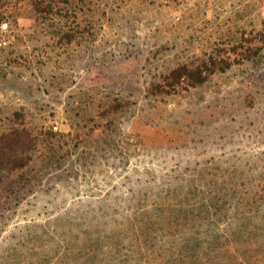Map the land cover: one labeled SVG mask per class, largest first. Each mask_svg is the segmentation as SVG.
I'll return each instance as SVG.
<instances>
[{"label":"rangeland","instance_id":"1","mask_svg":"<svg viewBox=\"0 0 264 264\" xmlns=\"http://www.w3.org/2000/svg\"><path fill=\"white\" fill-rule=\"evenodd\" d=\"M48 1L0 0V135L36 139L13 189L0 185L2 264L44 230V264L161 263L151 248L202 250L217 231L263 247L264 0ZM217 49L229 69L149 92ZM223 180L243 196L206 191Z\"/></svg>","mask_w":264,"mask_h":264},{"label":"trees","instance_id":"2","mask_svg":"<svg viewBox=\"0 0 264 264\" xmlns=\"http://www.w3.org/2000/svg\"><path fill=\"white\" fill-rule=\"evenodd\" d=\"M52 1L53 0H50L47 2L48 4H46V10L48 12L54 11L56 9ZM73 35L74 34H69V38H71ZM237 47L243 48V46H234L233 49L235 50H233L232 53H235V51L236 53H239ZM216 51L217 52L210 53L205 58H202L197 62L181 63L170 68L167 72L161 74L158 80H154L150 83L148 88L149 92L151 94H169L171 92L177 91L180 88H193L205 83L216 71H225L229 69L235 61L234 58L231 57L232 54L225 49H217ZM245 51L247 53L245 57H251L254 55V53H258V50L249 52L251 50L248 49L247 52V49H245ZM238 59L241 58H237V60ZM35 147L36 139L31 136L30 131L24 128H13L12 130L1 133L0 185L5 186L4 189H13V187L9 186V184H11L13 181L12 178H14L15 175L19 174L30 165ZM240 187L241 185L232 183L230 180H223L221 182H215L213 186L208 188L206 191L208 193L213 192L217 194H223L225 197H227V195L233 197L236 195H242L243 192L239 189ZM259 192L263 193L262 195H264V185L259 188ZM144 231L145 229L141 230V232ZM38 232H31L29 236L28 234L24 236V238L21 240V244L24 246V249L21 250V247L15 248V251L11 257H16V260L11 262V264H44L46 262L47 259L45 258L48 255L45 250H43L41 244H44L46 241H51L54 238H52L50 235H47L46 230L41 231L40 233ZM147 235L151 238H154V234L152 232H148ZM258 235L259 234H257L255 237L256 240H254V242L262 238L264 234H260L261 236L259 237ZM34 238L41 241L39 246L37 244L30 243ZM202 238L203 239H201V241H207L205 242L207 245H204L205 248L202 250H196L194 248L187 249L185 247H168L165 249L151 248L152 252L161 250L168 258L163 259L161 263L150 262L146 264L264 263V261H260L261 259H259V257H264V246H253V240L251 241V239L248 238V234H244L241 230L229 234L227 232L218 231L215 233L208 232ZM54 241L56 240L54 239ZM27 242L29 243L27 244ZM129 250L139 252L141 251V249L136 250L132 248ZM78 257H81V254ZM100 259V256L96 255V252H91L90 255H88L80 264H96V261H99ZM7 260L10 261L12 259ZM2 261H6V259L0 258V264L3 263Z\"/></svg>","mask_w":264,"mask_h":264}]
</instances>
